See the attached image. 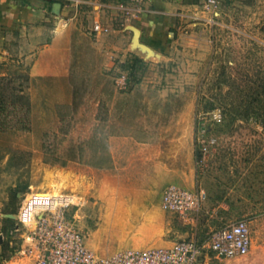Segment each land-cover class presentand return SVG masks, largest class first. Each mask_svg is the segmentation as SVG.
I'll return each mask as SVG.
<instances>
[{"label": "rangeland", "instance_id": "obj_1", "mask_svg": "<svg viewBox=\"0 0 264 264\" xmlns=\"http://www.w3.org/2000/svg\"><path fill=\"white\" fill-rule=\"evenodd\" d=\"M195 13L171 19L172 44L149 62L133 64L127 56L113 66L97 65L94 37L79 35L67 80L30 76L26 39L4 34L0 264H34L14 216L26 195H44L50 182L61 181V167L82 175L74 179L85 190L69 189L68 177L59 193L87 200L75 217L85 244L100 257L148 248L152 232L170 244L191 235L203 239L238 220L248 223L251 249L264 248V0H219L215 8L200 2ZM112 134L145 141L142 152L114 164L107 143ZM110 163L120 177L109 175ZM166 175L186 182L166 181ZM170 182L205 191L192 224L158 210L161 189ZM108 198L136 207L131 215L108 218ZM146 210L159 212L158 220L142 218ZM262 259L208 253L203 264Z\"/></svg>", "mask_w": 264, "mask_h": 264}, {"label": "crops", "instance_id": "obj_2", "mask_svg": "<svg viewBox=\"0 0 264 264\" xmlns=\"http://www.w3.org/2000/svg\"><path fill=\"white\" fill-rule=\"evenodd\" d=\"M130 1L134 0H0V60L3 59L5 52L2 47L3 37L9 32L26 39L24 46L29 53L25 54L24 60L29 64L30 76L36 78L52 77L67 80L72 70V49L78 42L76 39L79 35H85L89 37L88 39L94 37L91 47L95 50L96 64L100 66L104 64L113 66L117 60L122 61L127 56L147 62L156 58L161 59L165 49L173 42L171 38L174 37L170 35L173 34L171 19L176 15L181 18L192 17L202 0H141L139 4L132 5ZM133 4L139 8L135 9ZM127 9L130 10L128 14ZM66 18H71L68 24L64 28H56ZM94 21H100L109 27V31L94 34L92 32ZM22 49L24 50L23 46ZM143 142L145 141L132 135H109L108 149L114 164L121 165L122 160L129 163L136 154L142 152L140 145ZM148 154L151 153L148 151ZM105 168H110L109 175H121L117 168L113 170V163ZM158 169L162 171L165 168L159 166ZM57 171L61 181H54L56 184L61 183L63 187L67 178L71 177L68 182L69 189L73 187L78 190L86 189L80 186L78 179H74L76 176H82L77 175L76 171H68L62 167ZM112 171L117 174H113ZM163 177L166 181H174L177 184L186 182L179 176ZM174 182L167 183L164 187L176 184ZM97 194L101 195L100 190ZM160 195L157 208L161 211ZM136 197L138 196L131 195L130 198L135 200ZM135 207L136 205L132 204H116L114 200L108 198L104 203L106 210L104 215L108 218L131 215ZM158 216L159 212L148 210L141 214V217L150 223L157 221ZM151 238L154 242L149 247H166L173 243L169 244V241H164L153 232ZM251 246L252 241L246 254L250 262L255 258H263L264 264V248L251 249ZM10 263L19 264V261L12 260L8 262Z\"/></svg>", "mask_w": 264, "mask_h": 264}, {"label": "built area", "instance_id": "obj_3", "mask_svg": "<svg viewBox=\"0 0 264 264\" xmlns=\"http://www.w3.org/2000/svg\"><path fill=\"white\" fill-rule=\"evenodd\" d=\"M201 2L205 8H215L219 0ZM70 19L66 18L56 28H64ZM108 31L109 27L100 21L93 22L94 34ZM42 193L26 195L14 216L15 230L23 231L26 250L35 256L34 264H202L208 253L215 258L231 259L246 255L250 249L248 223L238 220L211 230L203 239L191 235L166 247L130 248L100 257L85 244V233L75 217L77 209L85 206L87 200L76 194L59 193L55 198L42 196ZM205 198L202 188L187 189L168 184L161 191L160 207L179 221L192 224Z\"/></svg>", "mask_w": 264, "mask_h": 264}, {"label": "bare ground", "instance_id": "obj_4", "mask_svg": "<svg viewBox=\"0 0 264 264\" xmlns=\"http://www.w3.org/2000/svg\"><path fill=\"white\" fill-rule=\"evenodd\" d=\"M50 189L48 190V192L42 196H53L55 198L59 197V190L61 188V183H55V182H50ZM74 197V196H73ZM73 197H70L71 199H73ZM10 264H17V263H10Z\"/></svg>", "mask_w": 264, "mask_h": 264}, {"label": "trees", "instance_id": "obj_5", "mask_svg": "<svg viewBox=\"0 0 264 264\" xmlns=\"http://www.w3.org/2000/svg\"><path fill=\"white\" fill-rule=\"evenodd\" d=\"M132 59H133V60H132L133 64H137V63H141V62H143L141 59H139V58H137V57H133Z\"/></svg>", "mask_w": 264, "mask_h": 264}]
</instances>
